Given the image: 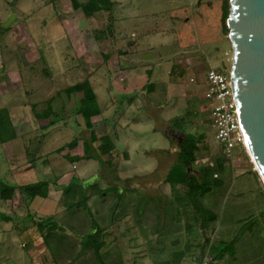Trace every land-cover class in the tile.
<instances>
[{
  "label": "rangeland",
  "instance_id": "1",
  "mask_svg": "<svg viewBox=\"0 0 264 264\" xmlns=\"http://www.w3.org/2000/svg\"><path fill=\"white\" fill-rule=\"evenodd\" d=\"M114 1L109 12L87 15L73 0H0V21L15 15L0 33V83L7 81L4 90L16 92L12 98L0 95V107L25 104L29 116L47 127L40 135L54 133L51 146L62 147L56 154L61 169L76 168L66 193L70 203L93 193L87 206L82 200L69 212L53 211L70 225L62 229L64 240L91 248L90 264H200L205 254L215 264H264V186L247 154L237 151L218 179L209 172L201 187L179 156L158 153L171 147L163 132L171 125L202 140L198 171L224 160L204 91L208 69L231 66L228 0ZM10 72L18 75L16 82L7 79ZM85 80L94 106L83 105L84 90L66 91ZM86 110L99 113L96 122L108 135L100 144L111 145V152L97 148L93 135L85 137L96 130L85 120ZM76 142L84 158L72 164L76 153L67 152ZM172 149L177 150L174 143ZM169 169L172 195L162 186ZM138 170L145 177L125 184V175ZM77 187L81 190L73 191ZM24 213L13 220L19 227L8 232L1 256L28 260L33 219ZM39 229L45 237L41 245L51 229ZM55 242L51 238L48 244ZM84 254L74 250L56 262L81 264Z\"/></svg>",
  "mask_w": 264,
  "mask_h": 264
},
{
  "label": "crops",
  "instance_id": "2",
  "mask_svg": "<svg viewBox=\"0 0 264 264\" xmlns=\"http://www.w3.org/2000/svg\"><path fill=\"white\" fill-rule=\"evenodd\" d=\"M110 2L114 3L115 1L110 0ZM3 23L5 22L0 21L1 35L3 31L7 29L1 28ZM7 79L9 81L16 82L18 75L14 72H10L8 73ZM85 81H87L90 85L88 80ZM7 84V81L0 83V95H8L9 98H12L16 92L4 90V87ZM149 88L151 89V86H149ZM26 109L29 108L25 104H23L21 107H16L11 104H5L4 106L0 107V111H4V116L7 118L5 119V125H7L5 126V129L8 132L7 136L11 137V139H8V141H0V181L13 188L11 199L3 200L0 198V251L4 250V247L6 246L5 243L3 244L5 241L4 239H9L10 234H8V232L13 231L14 229L18 230L19 226L13 224V220H15V218H17L16 220H19V218L23 219L24 217H22V212L27 213H24L25 218L29 217L30 219H33L31 223L32 227H30V230L28 231L31 248L28 250V260L25 257L19 258L12 254L9 255L5 253L2 256L0 254V264H58L56 259L60 258L61 256H65V254L66 257H70L74 250L85 251V254L83 255L84 259L81 260V264H90L88 263V259L93 258V255H91L90 252L92 249L88 247L84 248L80 245L74 248L71 242L69 243V241H65L64 237L62 236V229L64 230L66 227L69 228L70 225L66 220H59L57 216L58 214L60 215L66 211L69 212L72 209L71 207L74 208L75 205L79 206V204L82 203V200L87 206L88 203H90V201L93 199V193H91L90 196L84 197L83 199L82 197H74L71 203L67 200L66 193L70 189L69 187L75 183L76 175L72 171L76 170V168L74 165H72L71 171H66L65 167L64 169H61L62 159L56 157V154L60 153L62 147L54 148L51 146L54 142V133L46 131V134L41 136L40 133L42 129L47 127H43L42 120H39L38 117H30ZM98 114L99 113L96 115ZM97 119L98 117L95 115L90 117L91 126L95 125L96 130L85 133V137L91 140L93 135L94 140L96 141L95 143H97V148L102 150L103 147L100 144V140L107 138L108 135L104 133V129L100 126V123L96 122L98 121ZM99 130H102V133L98 134ZM163 132L165 137L168 138L171 147L169 150L158 151V153L169 158L173 155V153L179 156L180 145L188 136V134L179 129L173 128L171 125H166ZM176 134L181 135L179 140L176 139ZM201 141L199 140V143ZM108 142H111L110 138H108ZM173 143L175 144L177 150L172 149ZM199 143H197L198 149L194 153L195 158H197L196 154L199 151ZM78 144L79 142H76V145L73 147V149L69 150L70 152H67V156H69L71 151L76 153L75 156H70L69 158L72 164H74V162H76V160L79 158H84L83 155H81L82 153L80 151L78 152ZM44 146H46V149H43ZM90 146L91 149H93L94 145L90 144ZM112 150L113 147L111 146L110 152ZM95 154L97 155L96 151ZM129 161L130 154L127 152L125 153V167L127 164H129ZM178 161L180 160L178 159ZM196 164L197 160L184 168L188 176L192 175L193 177H196L199 182L201 176L197 168L194 167ZM170 170L171 169L167 171L162 186H165V192L169 193V195H172L173 186L171 183H168ZM125 172L127 173V171ZM142 172L143 171L138 170V172L127 173L125 175V181L127 183L125 184H131L128 181L132 179L139 180L145 177L142 176ZM153 173L155 172L152 171L150 175ZM36 176L38 177L36 178ZM30 177L33 179L36 178L35 181L32 182ZM214 179L217 180L218 178ZM37 184L44 185L42 187L41 193L39 195L31 196L29 194V189L26 188ZM176 186H179V188L181 187L185 193L188 191V189L184 188L181 183H177ZM76 190L80 191L81 189L79 187H77V189L73 188V191L76 192ZM54 210L56 212L60 210L61 212L59 211L58 214H53ZM77 210L79 209L77 208ZM40 227L51 229V231L48 230L46 234V236H49L47 238L48 240H46L45 243L43 242L41 245L39 243L42 238L45 237L42 236L44 231H41L39 229ZM51 238L56 239L55 244H48V241ZM26 247L27 245L23 246V248ZM10 249H12V246ZM88 252L90 253L89 256L87 255Z\"/></svg>",
  "mask_w": 264,
  "mask_h": 264
},
{
  "label": "water",
  "instance_id": "3",
  "mask_svg": "<svg viewBox=\"0 0 264 264\" xmlns=\"http://www.w3.org/2000/svg\"><path fill=\"white\" fill-rule=\"evenodd\" d=\"M228 3L229 78L247 148L258 169L254 171L264 186V0ZM14 19L12 14L1 28H8Z\"/></svg>",
  "mask_w": 264,
  "mask_h": 264
},
{
  "label": "built area",
  "instance_id": "4",
  "mask_svg": "<svg viewBox=\"0 0 264 264\" xmlns=\"http://www.w3.org/2000/svg\"><path fill=\"white\" fill-rule=\"evenodd\" d=\"M222 70L219 71L214 68L207 70L205 74L204 98L210 103L211 127L214 130V138L219 145L222 159L230 162L239 150L245 152L248 157L249 153L246 136L239 119L231 87L229 69ZM210 166L213 165L210 164ZM213 177L217 178V174H214ZM200 264L215 263L211 257L205 254Z\"/></svg>",
  "mask_w": 264,
  "mask_h": 264
},
{
  "label": "trees",
  "instance_id": "5",
  "mask_svg": "<svg viewBox=\"0 0 264 264\" xmlns=\"http://www.w3.org/2000/svg\"><path fill=\"white\" fill-rule=\"evenodd\" d=\"M73 6L74 8L80 7L83 10V12L87 15H93L94 13L101 12V11L109 12L110 7L112 6V2H110V0H87L84 4L81 5V4H78L75 0H73ZM227 15L228 13H226V16ZM81 90H84V92L82 93L83 95H85L82 99L83 105L85 106L86 105H90V106L96 105V99H95L96 97L87 81L76 84L73 87L67 88L66 91L67 93H71L75 91L81 92ZM97 113L91 114V111L86 110L83 115L85 117V120L90 122V117H92L93 115H96ZM5 119L7 118L6 116H4V111H0V141L1 142H5V141H8V139H11L10 136H7L8 132L5 129L6 128L5 126H7L5 125L6 124ZM199 140L200 139L194 140L188 135L181 143L179 160L183 167L191 165L196 160L194 153L198 149L197 143H199ZM105 144L106 142L101 144V146L103 147V152L109 153L111 150V145L109 146ZM224 163L225 161L220 159L213 166L201 167V170L199 171L201 177L199 180V184L197 183V185L204 187L205 185H203L202 178L208 176L209 172H211V175L213 178L214 174H217L218 171L223 170ZM187 180L188 178L185 177L183 178V180H181V183L186 182ZM43 186H44L43 184H37V185H32L31 187H28L26 189H29V192H30L29 194L31 196H34V195H39L41 193ZM208 190H209V187L207 185V188L204 189L203 192H207ZM12 193H13V188H11L7 184L0 181V198L3 200L11 199Z\"/></svg>",
  "mask_w": 264,
  "mask_h": 264
},
{
  "label": "bare ground",
  "instance_id": "6",
  "mask_svg": "<svg viewBox=\"0 0 264 264\" xmlns=\"http://www.w3.org/2000/svg\"><path fill=\"white\" fill-rule=\"evenodd\" d=\"M248 153H249V156L251 157V160H252V162L254 163V160H253V158H252V156H251V153H250V151H249V149H248ZM254 170L257 172V166L255 165V163H254Z\"/></svg>",
  "mask_w": 264,
  "mask_h": 264
},
{
  "label": "flooded vegetation",
  "instance_id": "7",
  "mask_svg": "<svg viewBox=\"0 0 264 264\" xmlns=\"http://www.w3.org/2000/svg\"><path fill=\"white\" fill-rule=\"evenodd\" d=\"M181 138V135L180 134H176V139H180Z\"/></svg>",
  "mask_w": 264,
  "mask_h": 264
}]
</instances>
